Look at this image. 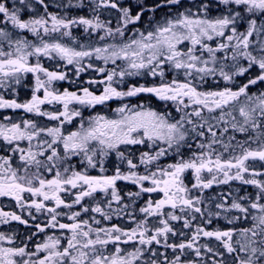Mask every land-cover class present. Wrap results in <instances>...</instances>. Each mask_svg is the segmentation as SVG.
I'll return each mask as SVG.
<instances>
[{
  "label": "snow or ice",
  "instance_id": "obj_1",
  "mask_svg": "<svg viewBox=\"0 0 264 264\" xmlns=\"http://www.w3.org/2000/svg\"><path fill=\"white\" fill-rule=\"evenodd\" d=\"M88 4L91 17H69L49 11L48 0H0V90L17 95L25 78L34 77L30 99L18 102L0 95V109L23 110L58 122L42 127L34 120L13 122L7 116L6 123L0 122V141L9 153L0 155V198L15 201L32 220L36 219L32 209L48 213L50 219L43 226L34 225L37 231L27 237L29 241L47 228L70 233L65 246L60 237L49 235L33 249L28 243L16 246L14 236L0 233V242L10 245L0 244V264H228V257L231 264H264V179H260L264 170L255 166L259 162L264 169V90L249 91L250 86L264 84V0H161L152 6L143 0L134 4L132 0H88ZM63 7L85 5L83 0L76 4L68 0ZM165 7L168 12L156 19V11ZM113 11L115 27L111 19L101 18ZM146 13L152 15L143 30L129 28L143 23ZM75 26H82L89 39L97 37L98 43H78L71 31ZM65 37L71 38V45L62 42ZM42 58L63 61L57 68L74 66L77 79L95 71L102 78L86 83L103 86L102 91L56 90L53 85L69 80L68 73L50 70ZM93 60L104 66H96ZM109 64L114 67L108 69ZM252 69L257 72L246 83L235 90L229 86ZM168 72L173 73L170 80ZM217 75L225 87L201 90L208 78ZM126 77L159 78L160 82L120 90ZM141 94L164 102V110L122 103L114 117L83 115L82 109ZM55 104L62 110L43 109ZM76 118H80L78 127L66 134L64 125ZM236 133L246 139L237 140ZM138 145L149 150L140 153L137 164L131 148ZM184 149L191 153L187 159ZM113 153L117 164L108 175L105 162ZM169 155L179 159L160 166L161 158ZM73 158H79L83 171ZM140 166L143 174L137 171ZM88 169H98L100 175H90ZM186 172L194 176L191 187L184 182ZM118 181L138 187L125 194L127 203ZM233 181L257 191L230 203L227 197L206 201L202 195L214 185ZM151 193H161L162 198H148L137 214V200ZM62 194L71 195V201ZM96 194H103L105 200L84 205L86 198L94 200ZM76 205L80 210L58 211ZM89 212L104 221L114 215L127 218L135 227L100 226L95 216L92 223L80 219ZM60 215L72 223H60ZM198 219L202 223L188 235L184 230H192ZM219 219L224 220L223 227L209 228ZM10 221L30 226L22 215L0 210V224ZM173 222L182 223V228L177 230ZM170 237L181 239L169 242ZM202 239L217 246L200 243ZM127 245L131 250L122 247Z\"/></svg>",
  "mask_w": 264,
  "mask_h": 264
},
{
  "label": "flooded vegetation",
  "instance_id": "obj_2",
  "mask_svg": "<svg viewBox=\"0 0 264 264\" xmlns=\"http://www.w3.org/2000/svg\"><path fill=\"white\" fill-rule=\"evenodd\" d=\"M67 2H68V0H48V3L51 5V7L49 8V11L57 13L59 15H68L69 17H78L81 15L86 16V17H91L92 12L90 10L88 0H83V3L85 5V7H83V8L73 7L71 9H65L63 7V5H66ZM72 2H73V4H76L77 0H72ZM159 2H161V0H143V3L147 6H152L155 3H159ZM132 3L134 4L135 0H132ZM57 5H60V7H57ZM136 10H138V9H134V11H136ZM167 12H168V9L166 7L158 9L155 13V18L160 19ZM216 14L217 13L213 12V15H216ZM150 15H152V13H146L145 16L143 17V23H140V24H137L134 26L130 25L129 28L133 29V28L139 27L141 30H143L144 24H146L148 17ZM25 18H28V17L26 16ZM101 18L102 19H111L112 20V26L113 27L116 26V14L114 11L111 13L104 12L102 14ZM241 30H243V29L241 28ZM71 31H72V36L76 38L78 43H83V44H89V43L96 44V43H98L97 37L94 36L91 39L88 38L87 33L84 32V29L82 26H75L71 29ZM62 42L70 44V45L72 43L71 38H68V37H65L62 40ZM33 62H35L34 58H33ZM92 62L96 66H104L102 61L93 60ZM41 63H43V65L45 67L49 68L50 70H60V71H66L68 73L69 80L56 82L53 85V87L60 92H62L64 89H68L69 91H76L82 87H90V90L96 91L97 94H99V92L102 91L103 86H89L86 83V81H88L89 79H101L102 78V76H100L95 71L88 70V71L82 73L80 75V77L77 79V77L74 74V66L69 65L67 67L57 68L58 64L63 65V63H64L63 61H59L58 59L49 60L47 58H42ZM84 63L87 64L88 61L85 60ZM117 63L119 64L121 62L118 61ZM106 67L108 69H111L114 66L109 64ZM225 70L227 71L228 69H225ZM256 72H257V69H252L249 73L245 74V76L236 77L235 82L229 86L233 87V89L235 90L236 87L242 85L243 83H246L247 79L254 76L256 74ZM172 76H173V73L168 72L166 79L170 80L172 78ZM179 79H183V76L181 75L179 77ZM159 82H160L159 78H156L155 80H153L150 77H145V78L126 77L123 85H121L119 87H120V90H127V87L132 85V84H137V85L147 84V85L151 86L153 83L158 84ZM225 84H226V82L223 81V79L221 77H219V75H217L214 78H208V82L203 85L201 90H218V89H222L223 87H225ZM33 86H34V77L31 74H29L25 78V80L23 81L22 85L17 88V93H18L17 95H14L11 91H3V90H0V95H3L6 99L15 98L18 100V102H25L26 100L30 99L31 88ZM262 90H264V84H258L256 86H250V89H249L250 93H256V92L262 91ZM40 95H42V93H40ZM122 103H128L130 105L144 104L146 107H151L152 109L157 110V111H163L164 110V102L159 101L158 99H156L153 96L141 94L140 96H137V97L125 98V100H123V101L111 100V101L107 102L106 105H97L95 108L82 109L83 115L85 117H87L89 115L101 114V115H106L109 117H114L115 116V109L117 107L121 106ZM73 107H80V106L73 105ZM43 109L46 111H59V110H62V106L58 105V104L44 105ZM226 111H227V109H226ZM173 115H176V113L174 111H173ZM6 116L10 117L13 122H20L24 119L34 120L39 126H42V127H51V126L57 125V123H58L57 121L48 120L45 117L36 116L34 114H31V113H25L23 110L0 109V122L6 123L7 121L4 120V117H6ZM237 116H238V113H237ZM79 119L80 118H76L71 124L66 123L64 125V132L67 134V132L76 130V128L79 125ZM217 131H219V129H217ZM229 134H231V133H229ZM236 137H237V140H239L241 142L244 139H246L245 135H241L239 133H236ZM22 146L26 147V143L22 144ZM252 147H256V145L253 144ZM146 150H149L146 148V146H141V145L132 146L131 151L134 153V155L132 157L133 162L138 164L140 153L142 151H146ZM183 151H184V158L185 159L189 158L191 153L187 149H184ZM237 151H239V150H237ZM7 154H9V153L6 151V148H5L3 141H0V155H7ZM225 158H227V154H225ZM178 159H179V157L169 155V156L161 158L159 164H160V166H166L167 164L176 162V160H178ZM72 162L74 165H76L78 170H81V171L84 170L85 166H82L80 164L79 158H73ZM116 164H117L116 157H115V154L113 153L112 155H110L107 158V160L105 162V166L107 168L106 174H108V175L113 174ZM255 166L260 170H264V169H261V165L259 164V162H257V164ZM121 169H122V171L126 172L127 171V165L126 164L121 165ZM88 171H89L90 175H100V172L98 169H88ZM137 171L140 174H143L145 171L144 166H140L137 169ZM48 178H51V177L49 176ZM205 178H208L207 174H205ZM260 179H264V177H260ZM184 182L188 187H191V184L194 183V176L191 172H186L184 174ZM145 186L147 187L150 185L145 183ZM117 188L121 192L122 195H125L129 191H138V187L136 185H133L130 182H126V181H118L117 182ZM72 191L74 192L76 190H72ZM256 191H257V189H255L254 187H252L250 185H242L239 182L233 181L228 185H223V184L214 185L210 189L203 190L202 195L206 201L208 198H212V197H215L217 199H219L221 196L227 197L228 202L230 203L233 198H236V197L241 196V195H254L256 193ZM229 193H232V195L229 196ZM194 194L200 195L201 193L194 190ZM25 195L27 198V194H25ZM62 196L68 202H70L72 199L71 195L62 194ZM148 198H152L154 200L160 199V198H162V194L161 193L142 194V197L137 200V203L135 206L137 214H138L139 207L143 206L144 202ZM104 200H105V197L103 194H96L94 200L91 198H86L83 203H84V205L91 207V206H95L96 201H104ZM127 202H128L127 196L125 195V203H127ZM47 204H48V206H54L52 204V202H47ZM117 207L118 206L116 204H113V208H117ZM0 210L6 211V212H16L17 214L22 215V218L27 219L29 221L30 226L22 225L16 221H10L7 224H0V233H4L5 235H8V236H14L16 246H22L23 243H28L29 249H33L34 245L36 243L42 242L49 235L60 237L61 242H62V246L66 245L67 237L70 236V233H68L66 230H60L58 227L55 229L47 228L45 230V232L38 233L36 236H34L32 238V240H30V241L27 240L28 236H30L33 232L37 231L36 228L34 227L35 224L39 223L43 226L50 219V216L48 215L47 212L36 213L35 210L32 209L31 212L36 217L35 220H32L31 217L28 215V212L26 210H22L21 208H19L16 205L15 201L11 200L10 198H0ZM78 210H80V205H76L71 210L64 209V208L58 209V211L61 213H70L71 211H78ZM128 211H131V208H129ZM166 211H167V209H166ZM93 216H95L96 219L101 220L100 226H110L111 224H118L119 226L124 227V228L135 227V224L130 223L127 218H118L115 215L113 216V219L111 221H104L102 219V217L99 216V214L89 212L86 214L82 213V216L80 217V219H88L90 221V223H92L91 217H93ZM122 216H123V214H122ZM57 220L60 223H72V221L67 219L66 215L58 216ZM197 223H202V222L198 219L197 221L194 222L192 230H184V231L187 232L188 235H191V231H194L195 225ZM173 224L177 230H179L177 227H179V228L182 227V223L173 222ZM224 225H225L224 220L219 219V220H214L213 224L211 226H209V228L223 227ZM246 226H248V225L247 224H237V227H246ZM93 227H96V225L93 224ZM180 239H181L180 237H170L169 242H177L178 243L180 241ZM200 243H211V245L213 247L217 246V242H215V241L209 242V241L202 239L200 241ZM0 244H2V246H4V247L10 246L7 244V242H0ZM122 247H125L127 250H131V245L122 246ZM111 250H112V246L109 245L108 251H111ZM160 250L163 251V249H160ZM168 252H169V255H171V250H168ZM230 260H228V264H229Z\"/></svg>",
  "mask_w": 264,
  "mask_h": 264
},
{
  "label": "rangeland",
  "instance_id": "obj_3",
  "mask_svg": "<svg viewBox=\"0 0 264 264\" xmlns=\"http://www.w3.org/2000/svg\"><path fill=\"white\" fill-rule=\"evenodd\" d=\"M177 227V226H176ZM179 230L182 228V227H177ZM231 259V257H228V260H230ZM229 264H231V260L229 261Z\"/></svg>",
  "mask_w": 264,
  "mask_h": 264
}]
</instances>
